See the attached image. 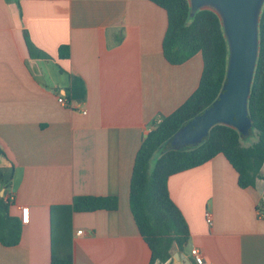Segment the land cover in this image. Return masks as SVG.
Returning a JSON list of instances; mask_svg holds the SVG:
<instances>
[{
	"label": "crops",
	"instance_id": "0c3cea01",
	"mask_svg": "<svg viewBox=\"0 0 264 264\" xmlns=\"http://www.w3.org/2000/svg\"><path fill=\"white\" fill-rule=\"evenodd\" d=\"M166 27L165 10L148 0H0V170L12 174L0 197L21 224L16 246L0 244V264H50L52 209L79 196L115 197L117 208L72 212L73 264H149L129 207L134 158L203 68L200 53L180 65L164 59ZM261 173L241 189L217 155L170 176L190 237L165 264H194L193 248L202 264H264Z\"/></svg>",
	"mask_w": 264,
	"mask_h": 264
},
{
	"label": "trees",
	"instance_id": "16d2710c",
	"mask_svg": "<svg viewBox=\"0 0 264 264\" xmlns=\"http://www.w3.org/2000/svg\"><path fill=\"white\" fill-rule=\"evenodd\" d=\"M165 10L167 27L162 54L171 65H180L200 53L203 62L197 89L171 114L153 123L133 162L129 185V207L138 233L150 250L149 264H165L171 249L179 251L190 237L188 225L168 191L170 176L201 166L222 155L237 174L241 189L254 187L264 168V5L261 9L259 49L247 102L251 132L248 138L222 125L212 127L199 144L165 149L169 139L218 97L225 82L228 49L218 17L209 10L189 14L187 0H148ZM82 86L81 81H78ZM74 80L73 88L77 86ZM251 139V140H250ZM156 155L151 166L150 161ZM4 152L0 149V157ZM12 174L0 170V190L9 188ZM11 201L0 197V244L16 246L20 241V221L10 216ZM115 197H75L70 207L52 209L50 264H73L69 220L72 212L115 210ZM54 229V231H53ZM195 264V263H194Z\"/></svg>",
	"mask_w": 264,
	"mask_h": 264
},
{
	"label": "water",
	"instance_id": "95a60500",
	"mask_svg": "<svg viewBox=\"0 0 264 264\" xmlns=\"http://www.w3.org/2000/svg\"><path fill=\"white\" fill-rule=\"evenodd\" d=\"M191 17L202 10L219 19L227 43L225 82L217 99L202 113L183 124L165 149L201 143L215 125L231 128L248 138L251 121L247 102L259 49L258 26L264 0H187Z\"/></svg>",
	"mask_w": 264,
	"mask_h": 264
},
{
	"label": "built area",
	"instance_id": "2783aa9c",
	"mask_svg": "<svg viewBox=\"0 0 264 264\" xmlns=\"http://www.w3.org/2000/svg\"><path fill=\"white\" fill-rule=\"evenodd\" d=\"M57 101H58V103H60L63 106H66V107H69V108L72 107L62 97H58ZM82 113L85 114L86 112L82 111ZM157 122H159V120ZM19 210H20L21 222L23 224L28 223L29 209L27 207H19ZM205 221H206L207 224L211 223V216L209 214H207V213L205 214ZM77 234H80V231ZM190 254H191L195 264H202L203 263V257L201 255L200 251H198L197 249L193 248V249H191Z\"/></svg>",
	"mask_w": 264,
	"mask_h": 264
},
{
	"label": "rangeland",
	"instance_id": "374dc122",
	"mask_svg": "<svg viewBox=\"0 0 264 264\" xmlns=\"http://www.w3.org/2000/svg\"><path fill=\"white\" fill-rule=\"evenodd\" d=\"M251 140V139H250ZM155 159H156V155L151 159V161H150V164H151V166H153V164H154V162H155ZM7 176V175H6ZM189 247H187V249H188Z\"/></svg>",
	"mask_w": 264,
	"mask_h": 264
}]
</instances>
